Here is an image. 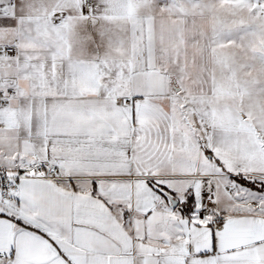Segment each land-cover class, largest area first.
Returning a JSON list of instances; mask_svg holds the SVG:
<instances>
[{
	"label": "snow or ice",
	"instance_id": "obj_1",
	"mask_svg": "<svg viewBox=\"0 0 264 264\" xmlns=\"http://www.w3.org/2000/svg\"><path fill=\"white\" fill-rule=\"evenodd\" d=\"M0 264H264V0H0Z\"/></svg>",
	"mask_w": 264,
	"mask_h": 264
}]
</instances>
